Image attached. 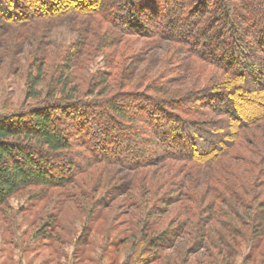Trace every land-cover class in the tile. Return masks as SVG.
<instances>
[{"label":"trees","instance_id":"1","mask_svg":"<svg viewBox=\"0 0 264 264\" xmlns=\"http://www.w3.org/2000/svg\"><path fill=\"white\" fill-rule=\"evenodd\" d=\"M0 3L11 25L36 20L39 28L67 17L77 33L59 49L48 81L45 61L32 63L21 76L20 107L0 115V208L21 189L40 186L57 201H87L90 215L110 195L99 175L112 162L138 175L130 192L140 234L175 204L151 246L179 233L180 213L200 246L203 219L229 202L245 206L254 236L264 200V0ZM161 38L170 44L159 69L128 79L127 64L141 50L135 43L142 39L145 48ZM100 49L110 70L97 82L114 87L84 97L97 83L92 76L72 82V56L85 52L90 61ZM97 177L102 190L92 187ZM135 189H152L154 197L134 198ZM49 211L44 228L58 218L55 206ZM213 248L218 264H228Z\"/></svg>","mask_w":264,"mask_h":264},{"label":"rangeland","instance_id":"2","mask_svg":"<svg viewBox=\"0 0 264 264\" xmlns=\"http://www.w3.org/2000/svg\"><path fill=\"white\" fill-rule=\"evenodd\" d=\"M35 23L36 20L14 26L0 17V115L20 107L21 76L31 70L32 63L45 61L43 69L48 81L55 72L59 49L76 38L72 21L67 17L54 19L45 27L36 28ZM142 44V39L135 43L141 50L127 64L128 79H136L146 68L159 69L170 42L161 38L145 48ZM72 67L76 68L71 75L74 84L92 76L93 86L96 80L92 94L84 97H95L105 85L108 89L114 87L111 82L102 85L97 82L99 73L110 70L102 49L90 61L85 52L73 55ZM39 87L43 89L42 84ZM100 168L99 178L105 176L110 195L99 201L90 215L87 201L79 204L68 198L57 201L50 189L30 186L16 192L8 205L0 208V264H218L213 245L228 264H264V200L259 208L262 222L254 230V236L248 228L245 206L229 202L222 203L220 210L203 219L204 239L200 246L192 245L188 221L185 213H180L175 220L183 225L179 233L154 247L149 239L163 230L175 204H170L140 234V208L133 203L130 192L138 183L136 171L112 162ZM209 171L207 165L204 174ZM99 178L92 187L102 190ZM149 191L137 189L134 198L151 199L153 190ZM54 206L56 223L44 228L47 213Z\"/></svg>","mask_w":264,"mask_h":264}]
</instances>
